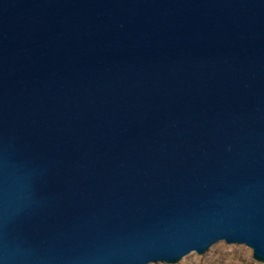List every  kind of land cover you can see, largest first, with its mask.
Returning a JSON list of instances; mask_svg holds the SVG:
<instances>
[{"label": "water", "instance_id": "obj_1", "mask_svg": "<svg viewBox=\"0 0 264 264\" xmlns=\"http://www.w3.org/2000/svg\"><path fill=\"white\" fill-rule=\"evenodd\" d=\"M264 262V0H0V264Z\"/></svg>", "mask_w": 264, "mask_h": 264}, {"label": "rangeland", "instance_id": "obj_2", "mask_svg": "<svg viewBox=\"0 0 264 264\" xmlns=\"http://www.w3.org/2000/svg\"><path fill=\"white\" fill-rule=\"evenodd\" d=\"M148 264H169L164 262ZM173 264H264L253 258V251L245 244H228L219 241L205 253L191 252Z\"/></svg>", "mask_w": 264, "mask_h": 264}]
</instances>
